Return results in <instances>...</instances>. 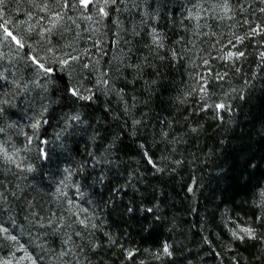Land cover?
Here are the masks:
<instances>
[{
    "label": "trees",
    "instance_id": "16d2710c",
    "mask_svg": "<svg viewBox=\"0 0 264 264\" xmlns=\"http://www.w3.org/2000/svg\"><path fill=\"white\" fill-rule=\"evenodd\" d=\"M197 2L209 10V17L223 15L210 7L216 0ZM231 2L240 18L243 14L238 5L244 0ZM247 2L252 9L264 7L259 0ZM164 3L165 0H159L161 16L166 18L158 22V28L168 39L160 55H164L169 42L181 35L196 44L194 52L204 48L216 55L207 44L201 43L203 36L194 35L195 21L184 20L188 31L179 23L185 8L191 7L190 0H171L166 7L162 6ZM127 15H120L125 26ZM250 18L264 22L258 11ZM206 22L211 28H201L198 30L201 33L227 34L226 25L233 23L210 18L199 21L201 25ZM148 42L143 30L128 46L121 39L118 89H124L123 99L110 93L101 97L103 103L84 109L89 120L87 132H81L72 145L78 147L79 154L73 153L76 161L84 159L89 151L96 153L100 167L112 181L109 187L123 189L118 196L109 193L101 199L93 195V188H85V180L80 178L81 187L94 202V212L102 214L99 230L82 243L84 264H264V242L241 243L228 232L233 220L253 223L264 231L255 224V216L264 214L257 207L259 191L264 189V67H258L262 63L258 53L264 48L246 41L248 56L241 62L239 73L218 60L211 61L214 71H227L228 76L222 81L210 80L207 104L225 99L232 89L238 92L243 88L245 95L240 100L233 94L235 98L229 101L233 111L221 113L223 119H217L212 108L200 110L198 95H184L196 83L192 75L199 70L195 65L200 61L193 57L195 63L185 59L182 64H173L167 58H153L146 47ZM144 57H148L151 67L147 62L141 63ZM134 63L140 64V68L125 67ZM20 69L25 70L22 64ZM254 73L255 78L250 79ZM245 79L250 80L251 87L244 85ZM63 87L64 82L56 79L50 90ZM104 106L110 109L108 113ZM125 107L127 113L123 111ZM55 132V127L47 130L49 140ZM93 135L95 139L91 138ZM112 142L117 150L105 153L102 146ZM145 150L158 160L163 171L155 172L145 162ZM105 155L111 163H103ZM54 170L45 171L54 178ZM190 186L194 192L187 191ZM108 198L113 203L106 205ZM128 205L134 209L132 213L124 210ZM148 208L153 212L145 211ZM164 243L171 246L173 254L171 257L161 254L157 259ZM125 249L133 250L135 255L129 259Z\"/></svg>",
    "mask_w": 264,
    "mask_h": 264
},
{
    "label": "snow or ice",
    "instance_id": "6c2138e0",
    "mask_svg": "<svg viewBox=\"0 0 264 264\" xmlns=\"http://www.w3.org/2000/svg\"><path fill=\"white\" fill-rule=\"evenodd\" d=\"M8 2L9 0H0V45L9 50L5 52L0 49V119L4 121L3 126H0V167H5L7 172L6 176L0 177V242L10 241L17 244V251L24 253L22 259H26L30 264H42V256L33 257L27 253L24 244H20L22 224L17 222L20 219L30 225L29 237L33 242L41 241L42 250L48 243L46 238L56 237L61 248L55 255L62 264H79L78 260L71 261L74 253L68 245L71 244L83 252V246L73 240V237L82 240L91 235L89 229L97 228L92 222L89 209L80 203L87 195L81 187L80 178H84L85 188H93V195H99L101 199L108 197L109 193L118 196L123 191L122 188L109 187L112 181L100 167L101 160L96 153L89 151L86 157L79 161L73 156V153L78 155L79 151L78 147L73 148L72 145L81 132H87L86 126L89 125L84 109L98 102L103 103L101 97L110 93L123 99L124 89H117L114 80L116 73L120 71V65L113 67L111 58L104 60V57L109 55L105 44L114 45L123 39V44L128 46L143 30L144 35L149 38L146 47L153 58H167L173 64H182L185 59L195 63V57L200 61V64L195 66L203 67L205 71L203 74H196V83L192 85L191 91L184 95H198L200 100L204 101L200 105L201 111L212 108L216 112V118L223 119L221 113L233 111L229 103L235 98L233 94L240 100L245 99L244 89L241 88L238 92L232 89L231 93L225 94V99L207 104L209 80L222 81L228 76L227 71H214L211 61L218 60L224 67L239 73L241 62L246 61L248 56L245 42L252 41L258 47L264 48V22L250 18L258 11L264 19V7L252 9V4L244 0L238 5L243 14L238 18L231 0H216L210 7L213 12L219 10L223 15L209 17L208 9L197 0H190L191 7L185 8L183 19L179 23L188 31L184 20L195 21V28L192 29L194 35L203 36L201 43L207 44L216 55H212L211 51L206 52L204 48L194 52L196 44L186 40L183 35L174 42H169L164 55H160V50L165 49L168 38L166 33L158 28V22L166 18L161 16L159 0H39L38 3L30 0L43 15L32 23L33 17L28 13V20L19 22L24 25L23 33L14 31L15 22L5 18ZM168 3H171V0H165L162 6L166 7ZM259 3L264 5V0H259ZM249 9L252 11L249 12ZM70 12L78 15H69ZM124 13L128 14L125 16L127 26L124 20L120 19V15ZM207 18L230 20L233 23L226 25L229 29L227 34H217L215 31L201 33L199 29L211 28L207 22L204 25L199 23L201 19ZM78 20L88 23V27L84 28V32L89 33L84 46H80L81 32ZM106 21L115 26L111 38L107 37V32L101 31L102 28L108 27ZM238 28L243 31H237ZM70 32L71 37L68 36ZM258 37L262 39H257ZM258 55L262 62L258 67H264V51H260ZM102 60L105 65L103 69ZM145 62L151 67L148 57L141 60V63ZM21 63L28 70L27 76L20 70ZM125 67L139 69L140 64L134 63ZM255 75L254 73L250 79H254ZM56 79L63 81L64 87L51 91ZM244 85L251 87L250 80L245 79ZM132 99L135 101V97ZM181 102L183 103V100ZM108 104H111V101H108ZM104 111L108 113L110 109L104 106ZM123 111L127 113L128 109L125 107ZM133 123L138 124L139 121ZM53 127L56 132L49 140L47 130ZM13 137L24 138L19 147L14 143ZM91 138L95 139V136ZM102 147L105 153L109 154L117 150L115 142ZM140 147L144 148L143 145ZM143 158L155 172L163 171L158 160L148 151H143ZM111 162L105 155L103 163ZM174 163L179 164L180 161ZM46 169H55L54 175L61 176L55 188L44 194L51 197L52 206H49L43 196L40 200L36 199L37 195H41L43 187H50L45 184V180L50 179L46 175ZM69 187L74 198L68 197L66 189ZM187 191L194 192V187H188ZM84 203L91 204V197L84 200ZM111 203L113 200L108 198L106 205ZM257 207L264 210V189L259 191ZM57 208L60 210L57 211ZM124 210L128 213L134 211L130 205L125 206ZM145 211L151 213L153 209L148 208ZM231 223L232 227L228 228V232L233 240L241 243L264 242V231H259L253 223L234 220ZM255 224L264 229V214L255 216ZM225 226L227 227V224ZM27 243L28 241H25V244ZM170 248L169 244L164 243L161 253L156 254L157 259L161 254L171 257L173 253ZM125 252L129 259L135 255L133 250L125 249ZM12 256L15 259L14 253ZM65 257L69 259L65 260ZM0 264H12V260L0 259Z\"/></svg>",
    "mask_w": 264,
    "mask_h": 264
},
{
    "label": "rangeland",
    "instance_id": "374dc122",
    "mask_svg": "<svg viewBox=\"0 0 264 264\" xmlns=\"http://www.w3.org/2000/svg\"><path fill=\"white\" fill-rule=\"evenodd\" d=\"M35 2L38 3L39 0H35ZM10 13H11V15H10ZM28 13H31V15L33 17L32 21H31L32 23H35V19L37 17L43 15V13H40L38 8H36L34 3L30 2V0H9L8 6L6 9V16L7 17L5 16V18L6 19L10 18V20L15 22L16 26L13 27L14 31L19 30L21 33H23L24 32V25L19 24V22L28 20ZM69 15L77 16L78 14L74 13V12H70ZM77 22L80 25L79 31L81 32L80 46H84L85 40L89 34V33L84 32V28L88 27V23L84 22V21H79V20ZM106 24H108V27L102 28L101 31L107 32V37L111 38L112 31L115 30V26L112 25L108 21H106ZM73 28L75 29V25H73ZM71 35H72L71 32L68 33L69 37H71ZM0 49H2L5 52L9 51L8 48L5 47L4 45H0ZM105 50L109 52V55L104 57V60H108L109 58H111L113 67L119 65V42L114 44V45L111 43H106L105 44ZM104 60L101 61V68L102 69L105 66ZM20 65H19V67H20ZM197 69H199V70H196L195 72H193V75H192V76H194L193 78L196 77L197 73L203 74L205 71V69L203 67H198ZM20 70L24 75L27 76L28 70L26 68H25V70L24 69H20ZM188 77H189V73H188ZM114 80H115L116 88L118 89V87H119V72L116 73ZM210 80H209V82H210ZM85 85H87V81H85ZM200 102L204 103V101H201V100H200ZM3 124H4V121L2 119H0V126H3ZM25 131H28V129H25ZM23 139H24L23 137H13V141H14V143H16V145L18 147L20 146L21 141ZM54 172H55V170H54ZM6 175H7V172L5 170V167H0V177L6 176ZM33 175H36V174H33ZM46 175L48 177H50V179H47L45 181V184L49 185L50 187H43L41 195H37L36 199L40 200L41 196H43V199L48 202L49 206H52L53 201H52L51 197L44 195V194L49 192L50 189L55 188L56 182L59 179H61V176L55 175L54 178H52L51 174L49 172H46ZM80 184H81V182H80ZM66 191L68 192L69 198H74V194H73L71 187L66 189ZM88 198H89V196L86 195L84 200H87ZM84 200L80 201L81 205L83 207H87L89 209V214L91 215L92 222L97 225V228L88 230L91 233H93L95 230H99L98 221L102 220V214L101 213L97 214L94 212V202L93 201L91 204H86V203H84ZM59 210L60 209L57 208V211H59ZM101 211L103 212V210H101ZM17 222L22 224V227L20 229V244H24L25 249H26L28 254L32 255L33 257L42 256L43 257L42 264H62V261L59 260L57 258V256L55 255V253L58 252L61 248L60 241L58 238H56V237L46 238L48 243H47V245L44 246V248L42 250L40 247V244L42 242L41 241L33 242L29 237L28 229H29L30 225H28L26 222H23L20 219H18ZM86 238H87V236H85L84 239L81 240L77 237H73V240L77 241L78 244L83 246L82 243L85 242V240L87 241ZM25 241H28V243L25 244ZM68 246L72 247V251L74 253V255L71 257V261L76 262L78 260L79 264H84L85 258L82 257L81 254H84L85 251L81 252L78 248L72 246L71 244ZM17 247H18L17 244L10 242V241L0 242V259H11L12 264H30V262L27 261L26 259H22V257L24 256V253L17 251ZM83 248L85 249L84 246H83ZM13 253L15 254V259L12 256ZM64 259L68 260L69 258L65 257Z\"/></svg>",
    "mask_w": 264,
    "mask_h": 264
}]
</instances>
